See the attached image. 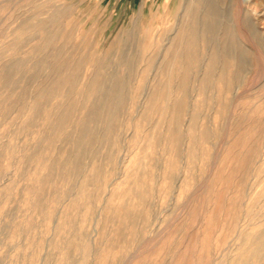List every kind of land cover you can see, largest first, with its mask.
<instances>
[{
  "label": "rangeland",
  "instance_id": "374dc122",
  "mask_svg": "<svg viewBox=\"0 0 264 264\" xmlns=\"http://www.w3.org/2000/svg\"><path fill=\"white\" fill-rule=\"evenodd\" d=\"M193 1L0 0V264H264V49L176 68Z\"/></svg>",
  "mask_w": 264,
  "mask_h": 264
},
{
  "label": "bare ground",
  "instance_id": "6f19581e",
  "mask_svg": "<svg viewBox=\"0 0 264 264\" xmlns=\"http://www.w3.org/2000/svg\"><path fill=\"white\" fill-rule=\"evenodd\" d=\"M197 2L200 4L199 9H200V11L203 12V15H202V18H201V16L198 15V13H197L198 9L197 8L193 7L192 9L188 10V13H187L188 18H186L185 23H183V25L181 26L180 31H179L180 34H179L178 39H177V41L179 43H182V44L179 46V48H177L174 51V54H173L174 65L176 66V68L177 67H183L185 69V72H187L197 62V60L199 58V52H198L197 47H198V44H199L201 39H203L205 42H207L210 45V48H211V59H210L211 65H213L215 63L216 59L219 60V57H225V59H227V60H230V59L237 60L238 63L236 66L238 67L237 68L238 70L246 67L247 62L244 63V59L246 57L248 58L249 55L252 54V52L253 53L261 52L260 48L257 49V46H260V47H262V49H264V22L258 20V23L256 24L255 20L254 21L250 20V16H248L249 18L245 16V15H247V13H245L246 11L243 12L242 8L245 6L246 8H244V9H247L248 5L247 4L243 5V0H197ZM193 3H194V1H193ZM193 3H191V4H193ZM179 5H181V4H179ZM177 8H179V7H177ZM255 8H254V10H255ZM177 13H179V12L177 11L175 14H177ZM248 15H250V14H248ZM174 23H175V21H174ZM258 25L261 28H259ZM239 28H242L246 38L249 40V42H251V48H250V46L249 47L246 46L245 43L243 42V40L240 39V36L238 33ZM146 45H147V43H146ZM148 45H149V43H148ZM205 53H206V51H205ZM228 63H229V61H228ZM201 65H202V63H201ZM198 69L199 68H197V70ZM182 80H184V79L182 78ZM113 94L114 93H112L111 96L109 94L110 98H113ZM118 101H120V100H118ZM166 103H167V101H166ZM172 105H173V103H172ZM183 106L184 105L182 103L180 104V106H177L178 114H180V112L182 111ZM165 110H166V108H165ZM185 110H187V109H185ZM171 111H172V109H171ZM68 116H69L68 112L64 113L58 121L59 124L62 123L63 121H65L67 119L66 117H68ZM83 126L84 125H81V128L84 131L85 127H83ZM82 138H84V136ZM70 139H71V137H70ZM91 140H93V139H91ZM194 141H193V143H194ZM84 143H85V141H84ZM76 145H77V147L79 146V144H76ZM85 148H87V147H85ZM83 151H81V152H83Z\"/></svg>",
  "mask_w": 264,
  "mask_h": 264
}]
</instances>
